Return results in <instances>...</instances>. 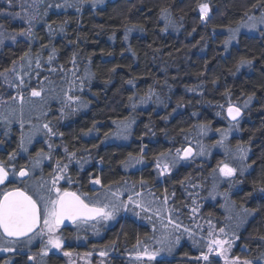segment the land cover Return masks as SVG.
<instances>
[{
    "label": "trees",
    "instance_id": "trees-1",
    "mask_svg": "<svg viewBox=\"0 0 264 264\" xmlns=\"http://www.w3.org/2000/svg\"><path fill=\"white\" fill-rule=\"evenodd\" d=\"M20 2L15 0V7L9 9L7 0H0V12L23 15ZM32 2L24 0L25 4ZM37 2L38 18L33 22L31 39L16 35L29 27L24 19L0 15V31L5 33L0 44V72L16 62L18 71L24 66L21 75L27 82L23 88L10 87L9 83H19L15 76L5 73L7 81L0 76V161L7 162L8 169L14 166L18 170L25 165L31 168L41 150L51 159L34 169L31 179L27 178L32 186L21 181L6 186H28L29 191H34L33 186L41 178L49 179L56 161L70 162L68 177L77 190L89 196L95 191L104 192L100 185H91L92 176L100 178L104 186L110 185L128 210L119 211L117 226L106 231L104 238L96 235L91 242L93 250L109 251L110 264H207L195 257L207 251L203 244L209 221L215 230L225 227L226 232H235L239 237L234 240L232 256L264 264V240L259 238L264 236V192L260 191L264 187V28L253 35L241 32L225 45L228 31L244 24L249 16L264 13V0H69L80 11L76 6L55 7L63 5L64 0ZM204 2L211 9L206 23L201 21L197 7ZM48 4L53 7L47 8ZM162 9L168 10L172 21L167 28L161 18ZM61 24L63 32L59 30ZM48 25L54 29L51 33ZM12 35H16L15 41L8 38ZM53 50L54 59L49 64ZM25 52L33 61L31 68L20 60ZM74 54L75 65L71 62ZM241 58L252 63L240 65ZM37 59L40 68L36 67ZM129 80L133 83L129 84ZM41 87V96L32 97V88ZM20 93L25 97L23 105ZM67 96L79 100L68 101ZM249 96L253 99L244 107ZM229 100L243 110L244 116L236 133L224 138L220 132L237 124L225 116ZM66 103L70 107H65ZM122 121H134L127 139L115 135ZM44 123H50L57 135L47 137ZM196 125H206L207 131L192 142L189 137L194 135ZM33 133L28 144L27 137ZM21 136L25 137L26 152L20 148ZM221 140L222 145L218 143ZM152 141L155 143L149 144ZM165 141L173 143L175 150L187 145L206 149L204 155L194 158L190 169L181 168L160 181L152 172H157L153 168L160 153L169 150ZM237 145L247 149L246 160L235 158ZM141 146H147L143 162L126 166L129 154L138 156ZM13 152L15 158L8 161ZM221 161L236 167L237 172L220 182L214 177ZM129 195L152 211L144 212L128 204ZM195 204L199 222L192 219ZM157 208L161 209L163 224L170 216L181 225L178 230L172 225L167 227L180 240L170 252L165 248L154 260H136L138 240L141 251L145 247L150 252L161 248L158 241L165 228L153 214ZM242 208L250 210V214ZM237 213L247 215L239 227ZM195 221L201 229L193 227ZM184 228L189 231L184 232ZM22 252L0 253V264H27ZM210 260L219 259L210 256ZM58 262L51 258V264Z\"/></svg>",
    "mask_w": 264,
    "mask_h": 264
},
{
    "label": "snow or ice",
    "instance_id": "snow-or-ice-1",
    "mask_svg": "<svg viewBox=\"0 0 264 264\" xmlns=\"http://www.w3.org/2000/svg\"><path fill=\"white\" fill-rule=\"evenodd\" d=\"M92 2L103 3V0H92ZM7 3L9 5V9L15 7V0H7ZM19 6L22 10H24L23 15H21V13L19 12L12 11H9L7 13L0 12V15L7 14L13 17H20L21 19H24L29 25V27L26 31L22 30L16 33V35L24 36L31 39L33 38L32 25L33 22L36 21L38 18V2L37 0H33L31 4H25L24 0H21ZM73 6H76V10L80 11L79 6L73 5L69 2V0H64L63 5H55L56 8ZM52 7V4L47 5V8ZM197 7L199 9L201 21H204L206 23L209 19V14L211 11L209 3H199ZM27 9H31L32 11L29 12L27 11ZM161 11V18L166 21L165 27L167 28V26L171 24L172 21L167 15V9H162ZM44 15H47V12H45ZM245 15L248 14L245 13ZM248 18L250 21H254L251 24L244 25L249 29H254L256 27V22L264 24V13H262L258 18L252 16H249ZM2 27L3 26L0 25V28ZM48 28L50 33L54 31L51 25H48ZM59 30L61 32L64 31L63 24L59 25ZM230 31H232L233 34L229 37L228 40L225 41L226 46L230 43L231 40L236 38L235 30ZM16 35H12L8 38L15 41ZM4 38L5 33L3 31H0V44L4 42ZM125 39H127V36L125 37ZM54 52L55 50H53V55H49L48 57L49 64H51L54 59ZM20 60L26 61L27 68L32 67L33 61L29 58L28 52H25L24 55L20 57ZM71 62L73 63V65H75V54ZM239 63L240 65H250L252 61L245 58H241ZM36 67H41L38 59L36 60ZM60 70L63 71V68L61 67ZM49 71L56 72L57 69L49 68ZM22 72H24V66L22 65L18 71L16 67V62H13V67L5 69L4 72H0V76H3L7 81L8 77L5 75V73H12L15 76V79L19 81V83L15 85L9 83V86L23 88L27 86V82L21 75ZM73 76H75V71H73ZM45 79L48 78L45 77ZM128 83L132 84L133 82L129 80ZM80 89L83 90V83H81ZM42 91H44L42 87L39 90H37L36 88H32L31 96L40 97ZM69 91H71V87L69 88ZM190 91H194V89H190ZM227 95L228 93L226 92L225 96ZM13 99H16V97H13ZM67 99L68 101L74 102L76 100H79V97L67 96ZM129 99L131 100L132 97H130ZM252 99L253 97L249 96L248 101H245L244 103V107H247L248 102ZM19 102L21 105L25 103V97L22 93L19 94ZM64 106L70 107V105L67 103ZM135 107L136 105L133 104V108ZM220 107L223 108L224 105H220ZM226 110L228 117L232 121H237V124L232 125V127H238V118L242 115L241 108L239 106H236L229 100ZM21 111H23V108H21ZM61 111L63 114V110ZM217 115H219V113H217ZM132 122L134 121L120 122L115 135L118 138L127 139ZM5 123H7L6 119ZM21 127H23V121H21ZM42 128L45 130L44 134L47 137L57 135L50 123H44L42 125ZM37 131H39V129H37ZM89 131H91V129ZM200 131L201 134H204L207 131V126L201 125ZM34 135L35 133H33L32 136L27 137L28 144L32 142ZM60 135H62V133ZM107 135L109 134H106V136ZM222 135L226 138L227 133H222ZM218 143L222 145L223 140L218 141ZM51 147L52 145L49 144V148ZM20 148L25 152L27 151V147H25V137L23 136H21ZM67 151V148H65L66 153ZM237 151L240 153L238 159H240L241 161L247 159L246 148L242 147L241 145H237ZM199 154L204 155V150L201 149ZM169 155L170 153H160V157H166ZM192 155L193 150L192 148L188 147L184 149H176L175 156H172L170 160H166L163 163H161L160 158H157L156 167L160 170L159 175L164 176L165 174H168L170 172V168L175 167L180 160H189ZM15 156V152L11 153L8 157V161H12ZM71 156H75V153H72ZM142 156L143 148H141V152L138 156L134 157L129 154V160L125 162L126 166H128L129 163H142ZM36 157L37 158L32 161L31 168H28L25 165L20 167L18 170H15V167L13 166V171L11 173L8 169V163L5 161H0V186H5L4 189L0 190V253H13L17 252L18 250L23 251L26 247L30 246L35 239L40 238L42 242L40 255L47 256L50 250L55 249L57 251H60L63 248L64 241L62 237L57 233L60 231L61 226L64 225L65 222H70L78 229L81 227H84L85 229L92 228L95 233L98 234L99 229L97 228V225L114 220L119 211H121V209L125 211L128 210L127 204L119 200L118 192L112 191L110 185L104 186L101 183L100 178L98 177L92 178L90 180V183L92 185H100L101 188H104V192L101 193L95 191L91 196H89L88 193L81 192L79 190H71L67 187L58 186V183L61 180H66L68 184L73 183L71 177H68L66 175L68 165L62 163L61 161H56V170L49 174V179L41 178L40 181H38L33 186L34 191H29L28 186L23 188L19 186L7 187V183H12L9 181L10 174L13 177L18 176L19 178H21V182L27 185V180H25L24 178L31 179V174L33 173L35 168L40 166L41 161L44 159H51V155L44 153L43 150L38 152L36 154ZM217 167L220 174L226 178L234 176L237 172L236 167H232L224 161H221ZM241 171H243V169ZM143 183L144 181H141V184ZM260 191L264 192V187L260 188ZM136 195L139 196L141 195V193H136ZM109 196L114 197L115 199H110ZM127 203L132 204L135 208H140L144 212L152 211V209L146 206L144 202L140 200H133L132 195L128 196ZM167 203L168 196L165 195L163 198V204L166 205ZM193 203H195V201ZM195 211L196 209L193 208V212ZM242 211L244 213L250 214V210L248 209L242 208ZM135 214L139 216L140 213L137 212ZM153 214L156 215L159 219H161L162 226L165 228V231L161 234V238L158 241V243L161 244V248L150 252L149 249L145 247L141 251L139 249V245L141 242L138 240L136 246L137 252L134 257V259L136 260H143L145 258H147V260L149 261L154 260L156 256L159 255L160 252L163 251L165 248L170 252L172 250V247L180 240V236H176L173 233L167 231L168 225H172L173 228L176 230L180 229L181 225L179 223H175L169 216L167 224H163V217L161 216L160 208H157ZM228 218L231 219V216H229ZM236 219V227H239L246 221L247 215L241 216L239 213H237ZM188 231L189 229L184 228V232ZM218 231L221 234L220 236H217L215 234V229L212 226L211 221H209V231L207 233V240L203 244V247L206 248L207 251H201L200 256L195 257V259L207 262V264H219V260H210V256H215L222 259L224 264H253V261L250 259H242L240 256H230L234 240L239 238L238 236H236L235 232H233L232 235L229 236L228 232H226L225 227H220ZM190 235H194V233ZM259 238L264 240V236H260ZM193 243L196 244L197 241L193 240ZM64 255L71 256L72 253L65 251ZM83 255L85 257H90L92 253L87 252ZM98 255L103 257L107 255V252L101 251L98 253ZM28 260L35 262L36 257L33 255H29ZM5 264H10V262L5 261Z\"/></svg>",
    "mask_w": 264,
    "mask_h": 264
},
{
    "label": "flooded vegetation",
    "instance_id": "flooded-vegetation-1",
    "mask_svg": "<svg viewBox=\"0 0 264 264\" xmlns=\"http://www.w3.org/2000/svg\"><path fill=\"white\" fill-rule=\"evenodd\" d=\"M154 143L155 142H153V141L149 142V144H154ZM165 143H166V147L167 148L169 147V150L166 153H170L169 156H171V155L175 156L176 150L173 149V147H174L173 143L168 142V141H165ZM186 147H188V145L185 146L184 148H186ZM190 147H192V146H190ZM141 148H143V153L147 152V146H141ZM192 148L194 150L193 159H191L189 161L180 160L176 164V166L170 168V172L168 174H165L164 176L159 175L160 170L157 169L156 164L154 163L153 169L157 170V172L156 173L152 172V174L153 175L156 174V177L160 181H162L166 177L173 176L174 174L179 172V170H181V168H183L185 171L190 169V166L192 165V161L194 160L195 154H196V149L194 147H192ZM169 156L160 157V160L163 159V161H161V163H163L165 160H170L171 158H169ZM156 157L157 156H155L154 160L156 159ZM67 176H69L68 172H67ZM92 178H94V177L92 176ZM10 179H11V175H10ZM11 182L13 185H17V183H18L17 181H14L12 179H11ZM92 186H96V185H92ZM61 187H67V188H70L71 190H77L74 182L72 184H68L67 181H62ZM115 222H116V218L114 220L108 221L107 223H102V224L97 225V228L99 229L98 234H96L92 228L85 229L84 227H81L78 229L77 227H75L71 223L64 224L61 226L60 231L58 232L64 241V246L60 251L55 250L54 252H49V254L47 256H41L39 254V252H40V249L42 247V242H41L40 238H37L32 242V244L30 246L26 247L20 255L26 259L27 264H49V263L51 264V258L52 257L57 258L59 260V262H58L59 264H71V261H70L71 256H73V257L84 256L83 254L87 253V252H91L92 253L91 256H100V255H98V253L101 251H105V250H100V249L93 250V245L91 244V242L93 241V239L96 235H97L96 237L104 238L105 235L107 234L106 231L108 232L109 230H111L117 226V222L116 223ZM102 229H105L103 231V233H102ZM65 251L72 253V255L71 256H65L64 255ZM105 252H107V255L104 256L105 257L104 258V264H110L109 262L111 260V254L109 253V251H105ZM29 255L35 256L36 261L33 262V261L28 260Z\"/></svg>",
    "mask_w": 264,
    "mask_h": 264
},
{
    "label": "rangeland",
    "instance_id": "rangeland-1",
    "mask_svg": "<svg viewBox=\"0 0 264 264\" xmlns=\"http://www.w3.org/2000/svg\"><path fill=\"white\" fill-rule=\"evenodd\" d=\"M258 18V17H257ZM254 21H250V20H248V21H246L244 24H242L241 26H238L237 28H235V29H233V30H235V34H236V37L242 32V33H245V34H249V35H253L254 33H255V31H257V33L259 32V30L260 29H262V28H264V27H260L261 25H264V24H260L259 22H256V27L254 28V29H249L248 27H245L244 25H247V24H251V23H253ZM258 26L260 27V28H258ZM233 33H232V31H228V35H229V37L232 35ZM235 39H233V40H231L230 42H233ZM131 126H130V129L129 130H131ZM236 130H237V127H232V125H230V127L228 126L227 128H225L224 130H222L221 132H220V134L222 135V133H227V136H226V138L228 137V138H230L232 135H234L235 133H236ZM201 134V131H200V126L199 125H196L195 126V133H194V135H192L191 137H189L190 139V141H192V142H195V140H196V138L199 136ZM205 134H206V132H205ZM223 136V135H222ZM224 137V136H223ZM225 138V137H224ZM116 140V139H115ZM197 146V148H196V154H195V158H198V157H200L201 155L199 154L200 153V151H201V149H204L205 147H203L202 145H196ZM219 145H217L216 146V148L217 149H219ZM206 149V148H205ZM204 149V150H205ZM240 155V153L237 151L236 153H235V158L238 160V161H241L240 159H238V156ZM172 157V155L171 156H169V158H171ZM37 158V157H36ZM35 158V159H36ZM34 160V159H33ZM47 160L48 159H44V160H42L41 161V164L40 165H42V163H46L47 162ZM70 164V162L67 164V165H69ZM39 167H37V168H35V169H38ZM158 169V168H157ZM56 170V165L53 167V169H52V172H54ZM159 170V169H158ZM13 171V169H11V168H9V172L11 173ZM11 175V174H10ZM66 175H67V173H66ZM233 177V176H232ZM216 180H218V181H224V180H226V179H228V178H226V177H224V176H222L221 174H220V172H219V170H218V172H216L215 173V177H214ZM11 179L12 180H14V181H17V182H19L18 181V179H17V176L16 177H13L12 175H11ZM27 180V179H26ZM62 181H66V180H61V181H59V183H58V186H60L61 187V184H62ZM27 184H30V186H32V184L31 183H27ZM139 198V197H138ZM140 199V198H139ZM193 208H195L196 209V211L195 212H193ZM192 208V210H191V212H192V219L193 220H196V221H198L199 222V220L198 219H196L195 217H196V215L198 214V212H199V208H198V206L195 204L194 205V207ZM194 222V224H193V227L194 228H196V229H201L200 227H201V224H199V223H197V222ZM58 235H59V233H57ZM215 234L217 235V236H220L221 234L219 233V231L218 230H215ZM229 234V236H231L232 235V232L231 233H228ZM45 239H46V237H45ZM236 246V244L235 243H233V247H232V249L234 248ZM55 251V249H52V250H50V252H54ZM231 252H232V250H231ZM39 254H40V252H39ZM230 256H232L231 254H230ZM236 256H238V255H236ZM104 256L102 257V256H90V257H85V256H77V257H73V256H71L70 257V261H71V264H104ZM214 258H216V259H219L221 262H222V264H224V262H223V260L222 259H220L219 257H215L214 256ZM262 259V263H264V254H263V256L261 257ZM242 259H244V258H242Z\"/></svg>",
    "mask_w": 264,
    "mask_h": 264
},
{
    "label": "water",
    "instance_id": "water-1",
    "mask_svg": "<svg viewBox=\"0 0 264 264\" xmlns=\"http://www.w3.org/2000/svg\"><path fill=\"white\" fill-rule=\"evenodd\" d=\"M202 22H204V21H202ZM227 109V108H226ZM242 111V115L238 118V122L239 121H241L242 120V118H243V116H244V113H243V110H241ZM225 116H226V118H227V120L229 121V122H231V123H236L237 121H232L229 117H228V114H227V110L225 111ZM188 147H190V146H188ZM188 147H186V148H188ZM190 148H192V147H190ZM192 150H193V148H192ZM193 156H194V150H193V155H192V157L189 159V160H191L192 158H193ZM189 160H183V161H189ZM17 179L19 180V181H21V178H19L18 176H17ZM25 180L27 179V178H24ZM9 181L11 182V179H10V176H9ZM9 183H7V185H8ZM0 187H4V186H0ZM68 223H70V222H65V224H68Z\"/></svg>",
    "mask_w": 264,
    "mask_h": 264
}]
</instances>
